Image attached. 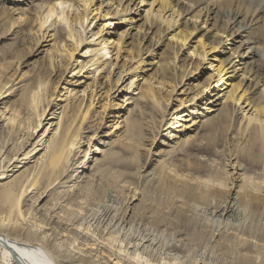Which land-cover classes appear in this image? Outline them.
I'll return each mask as SVG.
<instances>
[{
  "label": "bare ground",
  "instance_id": "bare-ground-1",
  "mask_svg": "<svg viewBox=\"0 0 264 264\" xmlns=\"http://www.w3.org/2000/svg\"><path fill=\"white\" fill-rule=\"evenodd\" d=\"M22 1L0 0L7 7H1V30L20 36L18 45L0 58V114L4 115L0 155L4 166L16 160L9 171L0 162V170L5 169L0 172V264H227L219 256L214 259L215 252L207 249L192 258L180 256L179 239L174 238L169 248L157 245L168 224L161 211L175 198L182 207L201 206L207 227L221 240L216 243H225L227 249L232 241L246 251L240 255L241 264H264V236L252 240L251 233L242 232L249 208L264 209V196L259 195L264 193V176L255 180L242 164L247 161L257 169L256 151L264 158V0H47L26 19L16 8V2ZM94 20L100 21L96 30H87ZM58 25L64 28L57 29ZM51 26L56 30L50 35ZM110 26L126 29L115 33L113 41ZM171 33L175 34L168 36ZM96 36L99 41L93 44ZM159 47L158 54L154 51ZM7 55L10 63H2ZM123 57L128 61L119 65ZM21 66L31 68L20 75ZM112 68L118 73L111 79L110 70H105ZM207 68L210 73L198 84ZM126 76L128 89L124 87L123 97L111 102L108 93ZM78 82L85 88L73 103L69 96L79 93ZM132 87L131 93H137L129 95ZM177 88H183L179 97L174 93ZM173 97L174 111L167 114ZM146 104L158 114V121L150 122L152 133L159 136L171 122L175 144L192 141L195 149L206 153L213 147L212 134L229 132L225 147L234 164L223 166L235 172L226 171L229 178L218 183L212 166L194 164L188 169L206 178H187L181 167H172L169 161L157 160L150 170L149 162L141 161L136 173L144 168L139 177L151 185L158 200L150 197L152 192L148 196L149 187L146 190L143 185L139 190L134 187L130 198L132 202L140 198L144 207L138 210L108 190L96 193L97 197L94 182L106 181L105 189L118 186V178L111 173L117 153L111 146L120 140L137 153L133 145L144 141L141 121ZM106 118H111L112 125L103 132L100 124ZM95 120L99 123L93 128ZM201 131L208 132L205 137L211 135L205 145L200 144ZM92 141L97 144L94 151L89 147ZM59 202L66 203L56 208ZM86 208L90 216L100 218L91 223L83 213ZM121 212L122 218H117ZM137 214L149 221L142 228L131 221ZM53 220L60 226L53 227ZM234 233L240 236L231 240ZM113 242L114 251L104 256L103 250H110Z\"/></svg>",
  "mask_w": 264,
  "mask_h": 264
},
{
  "label": "rangeland",
  "instance_id": "rangeland-1",
  "mask_svg": "<svg viewBox=\"0 0 264 264\" xmlns=\"http://www.w3.org/2000/svg\"><path fill=\"white\" fill-rule=\"evenodd\" d=\"M48 3V1L47 0H23L22 1V3L21 2H16V8L18 9H20V11H21V18L23 19H26V18H28V17H32L33 15H34V12L35 11H38L39 10V8L41 7V6H44L45 4H47ZM11 4H12V2H11ZM8 5H10V3L9 2H6V4H5V6H8ZM98 5V4H97ZM97 5H95V6H97ZM3 5H0V13H1V7H2ZM65 7H68V5H65ZM2 8H4V9H6L7 7H2ZM8 8H9V6H8ZM143 10V8L141 9V11ZM157 9L156 8H154V11H156ZM153 15V14H152ZM154 15H155V13H154ZM153 15V16H154ZM144 16V12H141V15H140V17H143ZM152 16V17H153ZM161 16H163V15H158V17H161ZM168 16V14L165 16V17H167ZM15 18H18V17H15ZM137 19L138 18H136L135 19V23H136V21H137ZM140 21H142V20H140ZM100 23V21H96L95 22V20L93 21V22H91L90 24H89V26L87 27V30H93V31H95L96 29H95V27H96V25L97 24H99ZM53 26H51V28H49V30L51 31L49 34L51 35L53 32H55V30H56V28H54V30H53ZM61 28H64V27H62L61 25H58L57 26V29H61ZM77 28L79 29V30H81L80 29V27L79 26H77ZM117 27H113V26H110L109 27V37L111 38V40H113L114 41V39H115V37H114V34L116 33H120V32H122V31H124V29H126L125 27H119V28H117ZM11 31H12V29H11ZM2 32V33H1ZM24 32H26V33H28L27 32V28H25L24 29ZM154 32V31H153ZM10 33V32H9ZM9 33L7 32H4V31H2L1 30V26H0V58L2 57V55H3V53H5L6 51H8V50H10V49H13L14 48V45H18V42H19V38H20V36L17 34V35H15V36H10L9 35ZM151 34V32L149 31L148 32V35H150ZM165 34H166V32H165ZM172 34H175V33H171V34H169L168 36H170V35H172ZM3 35V36H2ZM3 37V38H2ZM98 36H96L95 38H94V41H93V44H96V43H98V41H95L96 40V38H97ZM165 39V37L163 38V40ZM47 40H49V39H47ZM111 40H110V42H111ZM195 39H192L191 40V42H193ZM148 41H150L149 39L147 40V42L145 41V46L146 45H148V44H146V43H148ZM51 43V42H50ZM52 44V43H51ZM114 44V43H113ZM192 44V43H191ZM194 44H192V46H193ZM195 46V45H194ZM189 47V45H187L186 46V48H188ZM22 48V46H18V49H21ZM154 52H158V54L161 52V49H160V47L158 48V49H155V51ZM82 53V52H81ZM187 54V53H186ZM186 54H183V57L182 58H184L185 56H186ZM211 55H213V54H211ZM88 56V55H87ZM123 56H124V54H123ZM109 58V57H108ZM210 58L211 57H208V59L210 60ZM10 59H11V56L10 55H7V58H5L4 60H3V62L2 63H10ZM121 59H123V60H119V65H121V63H122V61H124L125 59H126V57H123V58H121ZM127 60V59H126ZM125 60V61H126ZM128 61V60H127ZM126 63H128V62H126ZM130 63V62H129ZM129 63L127 64V67H129L128 65H129ZM132 63V62H131ZM31 67H29V68H27V69H24V67H22L21 66V69H22V73H20V75H22V74H24V72H26V71H28L29 69H30ZM126 68V67H125ZM78 70V68L76 69V71ZM107 70H110V72H111V75H110V77H111V79H112V77L114 78V76L118 73V70H115L114 71V68H112V69H106L105 70V73L106 72H108ZM112 70V71H111ZM210 73V70L207 68V70H205V71H203V74H202V79L200 80L201 82L200 83H198V84H202L203 83V81H204V78L206 77V76H208V74ZM17 74H19V71L17 72ZM16 74V75H17ZM81 74L82 73H80V75H79V78H81ZM98 73L96 72L95 73V76L97 75ZM141 77L142 76H140L138 79H137V82H139V85H141V81H140V79H141ZM127 79V76L123 79V81L121 82V83H118L117 84V86L116 87H114L109 93H108V96L110 97L108 100H111V102L112 101H114V100H118V99H121V97H123V95H124V92L122 93V91H123V88L124 87H126L127 89H128V87H129V85L128 86H126L127 85V83H128V80L127 81H125ZM113 81H114V79H113ZM125 81V82H124ZM88 83V82H87ZM77 84H79V85H76L75 87H77V90L79 91V93L77 94V95H75V97H73L72 98V96H73V93H71V96H69L71 99H73V101H71V102H76V100L78 99V97H79V95H81V92L84 90V88H85V84H83V82L80 84L79 82L77 83ZM195 84H196V82H195ZM82 85V86H81ZM62 88V87H61ZM122 89V90H121ZM132 89H134L133 87L132 88H130V90H128V94L130 95V94H134V93H137L136 91L135 92H132L131 93V91H132ZM183 88H177V89H175V91L176 92H174L175 94H176V96L177 97H179V96H181L180 94V92H181V90H182ZM59 90H61V89H59ZM99 90V89H98ZM104 91H106V89H104ZM103 91V92H104ZM87 93H89L88 92V90L85 92V99H84V102H83V105L81 106L82 107V109L84 108V105L86 104V94ZM173 93V94H174ZM88 95V94H87ZM188 95V94H187ZM186 95V96H187ZM175 96V97H176ZM175 97H173V103L171 104V105H168V108H167V110H166V113L167 114H171L173 111H174V99H175ZM61 100H64V98H62ZM96 100H97V98H96ZM96 100H95V103H96ZM101 100L102 99H100L99 100V102H101ZM127 103V102H126ZM125 103V104H126ZM61 105H65V103H61ZM147 105V104H146ZM145 105V107L144 108H142V110H143V113L146 115H144L145 117H142L143 119H142V123H143V127L142 128H144L143 129V138H145L144 139V141H143V139H142V141H141V143H140V146H138V145H133V147H134V149L133 150H135V151H137V153H135V152H132V151H130V150H127L126 148V144H129V143H122L120 140H117L111 147L113 148V150L117 153V156H115V158L117 159L116 160V162H114L113 164H112V166L111 167H113L112 169V171H111V173H112V175L113 176H115L114 178L115 179H117V184H118V186H120V187H118V186H116V187H118V188H116L115 187V189H113L114 188V186L113 185H111V187L109 188V187H106V189H105V186H107L106 185V181H103V182H94V186H93V188H94V194L96 195V193H97V195H102L103 193H104V191L105 190H108V191H111L112 193H115L117 196H118V198L119 199H122L123 201H124V203L127 205V204H129V203H131L132 202V200L130 199V198H132L133 197V195H134V189L136 188L137 189V187H138V190L141 188L140 186H144L145 187V189L147 188L148 189V187H149V190L147 191V192H149V193H147V195L148 196H150V193L151 194H153V195H151L150 197H153V199L154 200H158L157 198H158V194L156 193V195H155V192L154 191H152V187H151V185H146V183H143V180L141 179V177H139V176H141V174L143 173V171H144V168L142 169V170H140L139 172V174L138 173H136V167L135 166H137L141 161L142 162H146L147 161V163L149 162V164L148 165H146V167H147V170H150V168L152 169V167H153V165H155V163H156V161L157 160H162L163 162H165V163H167V161H169L168 163H172V165L171 164H169V165H171L172 167H174L175 166V164L177 165V167L176 168H178V169H180V167H181V169H180V171H182V173L184 174V175H186V177L188 178V177H191V176H196V177H201L202 179H204V178H206V177H202V176H204L203 174L202 175H196V173H193L190 169H188V168H193L194 166V164H196V165H200V166H212V167H214V168H216V172H217V174H216V180L217 181H215V182H223L224 181V179L226 178V177H228V176H226L225 174L227 173V172H229L230 174H231V167L230 166H226L225 167V165L223 166V163L224 164H230V165H233L234 164V161H233V159H234V157H230L231 155V153H230V151H229V149L227 148L228 146H226L225 147V145H226V137L228 138V134H229V132L226 134L225 132H222V133H219L218 135H217V133L215 134V136H213V134H212V137H211V135H206V137H208V136H210L211 138H213V147L211 148V151L210 152H206V153H203V152H200V150H197V149H195V147L193 146V145H191V143H192V141H189V142H187L186 144H182L181 142H178L177 144H175L176 142V140H175V136L173 135L174 133H171V130H172V127L173 126H171L170 124H171V122H170V124H169V129L168 130H164V127L162 128L163 129V131L160 133V135L158 136V135H154L153 133H152V129H150L149 127H152V125H150V122H151V124H153V122H155L156 120L158 121V118H156V116L155 115H158L157 113H154V112H156L155 110H154V107L152 108L151 107V105H147L146 106ZM98 106V105H97ZM133 106V105H132ZM132 106H131V108H132ZM137 107V106H136ZM136 107H134L135 109H136ZM242 107V106H241ZM2 107L0 106V109H1ZM151 109H153V110H151ZM134 110V109H133ZM245 110H247V108L245 109ZM97 111H100V110H98L97 109ZM0 116H1V114H0ZM143 116V115H142ZM240 114H238V116H237V118H238V120L240 119ZM155 117V118H154ZM152 118V119H151ZM153 119H154V121H153ZM169 118L167 117V120H168ZM3 120H4V115H2L1 117H0V125L2 124V122H3ZM47 121V120H46ZM110 121H111V118H106L100 125L102 126V129H100V130H102L103 132L104 131H106V129L108 128V127H110L112 124L110 123ZM48 122V121H47ZM47 122H44V124H46ZM95 123V124H94ZM93 124H92V127L94 128L98 123H99V120H95V122H94ZM173 123V122H172ZM5 124V123H4ZM163 125V124H162ZM44 126V125H43ZM43 126H41L39 129L40 130H42L43 129ZM106 126V127H105ZM45 128H46V126H44ZM44 130V129H43ZM112 130H114V128L112 129ZM111 130V131H112ZM166 133H168V135H165ZM185 134H189L188 132H186ZM205 134H208V132L206 133V132H204V131H201L200 132V136H201V142H200V144L201 145H205V140L207 139L206 137H205ZM225 135H226V137H225ZM145 136V137H144ZM155 137V138H152V137ZM167 136V137H166ZM169 136H171V137H169ZM99 137V136H98ZM97 137V138H98ZM203 138H205L204 140H203ZM153 142V143H152ZM83 143L85 144L86 143V140H84L83 141ZM82 145V146H85V145ZM131 145V144H130ZM96 146H97V144L95 143V142H91V144H90V146L89 147H91L90 149L91 150H95L96 149ZM126 148H125V147ZM173 146H175V147H173ZM86 147V146H85ZM170 147H172V148H170ZM191 147V148H190ZM194 147V148H193ZM84 148V147H83ZM190 148V149H189ZM226 148V149H225ZM224 149H225V153H224ZM166 150H168V151H166ZM228 150V151H227ZM164 151H165V153H164ZM222 151V152H221ZM38 152V151H37ZM36 152V153H37ZM161 152H163L162 153V155H161ZM221 152V153H220ZM227 152H228V154H227ZM40 153H42V151L40 152ZM39 153V154H40ZM168 153V154H167ZM220 153V154H219ZM35 154V153H34ZM39 154H37V155H34L33 156V159H31V161L28 163V165H26L25 166V168L27 167V166H30L31 165V162L32 161H34V159H36L38 156H39ZM165 154V156H166V154H167V156L165 157V156H163ZM225 155V156H224ZM229 155V156H228ZM158 156V157H157ZM261 155H260V153L258 152V151H256L255 152V155H254V159L256 160H254L255 162H254V164L256 165L257 163H258V168L256 169V167H257V165L256 166H253V165H251L249 162H245V163H242V164H245L244 165V167H245V172L247 173V175L248 176H251V177H255L254 179L256 180V177H260V176H264L263 174H264V163H262L263 161H264V158H262V156L260 157ZM0 157H1V155H0ZM35 157V158H34ZM165 157V158H164ZM229 157V158H228ZM258 157V158H257ZM260 157V158H259ZM32 158V157H31ZM138 158V159H137ZM161 158H164V159H161ZM4 159V157H1V159H0V162H1V167L3 166L4 168L7 166V165H5L4 166V164H5V161L3 160ZM138 161H136V160ZM140 159V160H139ZM147 159V160H146ZM260 159V160H259ZM263 159V160H262ZM186 160H188V162L189 161H191V162H187ZM258 160V161H257ZM262 160V162H260ZM2 161H3V163H2ZM15 161L16 160H13L7 167H9L11 164H13V163H15ZM226 161V162H225ZM28 161H26V163H27ZM136 162V163H135ZM141 162V163H142ZM187 162V163H186ZM164 163V164H165ZM188 164H189V166H188ZM221 164H222V166H221ZM260 164V165H259ZM93 165V164H92ZM167 166H168V164H166ZM195 165V166H196ZM22 165H20L19 167H21ZM260 166V167H259ZM116 167V168H115ZM155 167V166H154ZM225 167V168H224ZM234 167H235V165H234ZM255 167V168H254ZM184 168V169H183ZM220 168H221V170H220ZM10 169H12V167H9V169L8 170H6V171H9ZM23 169V168H22ZM22 169H20L18 172H20ZM115 169V170H114ZM224 170V172H223V170ZM5 169H3V168H1V170H0V172H2V171H4ZM185 172H184V171ZM115 171V172H114ZM227 171V172H226ZM14 172V171H13ZM17 172V173H18ZM235 172V171H234ZM234 172H232V174L234 173ZM119 173H120V176H119ZM9 174H11V173H9ZM85 174L87 175L88 174V172H85ZM116 174V175H115ZM221 174H224L225 176H223V175H221ZM231 174V175H232ZM118 175V176H117ZM121 176H122V178H121ZM206 176V175H205ZM214 175H212L211 177H213ZM217 177H218V179H217ZM235 178L237 177V175H235L234 176ZM140 180H139V179ZM229 178V177H228ZM139 180V181H138ZM240 179H237V180H233V182H235V185H236V183H238V181H239ZM137 182V183H136ZM197 182H199V179H198V181ZM218 182V183H219ZM100 184V185H99ZM105 185V186H104ZM137 185V186H136ZM238 185V184H237ZM72 186V180L71 181H69V183H68V187L70 188ZM53 187V186H52ZM52 187H50L47 191H49ZM135 187V188H134ZM214 187H216L215 185H214ZM108 188V189H107ZM146 189V190H147ZM114 191V192H113ZM137 191V190H136ZM47 193V192H46ZM137 194H139V193H137L136 192V195ZM258 194V193H257ZM96 195V196H97ZM259 195H261L262 197L264 196V193H259ZM45 196V194L43 195V197ZM157 196V197H156ZM97 197H99V196H97ZM154 197H156V198H154ZM135 199H137V196H135ZM178 202H177V201ZM140 201V198L138 197V200H136V201H133L132 202V204L130 205V208H134V209H136V210H138L139 208H141V207H144V204H143V206H142V203L141 202H139ZM174 202H175V204H174V202L173 203H170L171 205H168L167 206V209L166 210H163V211H161V214H162V216H163V218H165V220L168 222V224H167V222H166V226L163 228L165 231H164V233H163V236H162V238H160L159 239V241H156V243H157V245L158 246H160V247H165V246H167L166 248H169L170 246H172L173 245V243H175V239L176 240H181V243L179 244V249L177 248V254H179L180 256H187L188 258H192V255H193V257L194 256H198V255H200L201 253H203L204 252V250H208L210 253L211 252H215V255H214V259H218L219 260V257L221 258V261L222 262H224V263H226V262H228V263H232V264H241V257L242 256H240L241 254H244L246 251H243L242 249L240 250L239 248V246L237 245V243L236 244H233L232 243V241H231V244H230V246H228L227 247V249L225 248V243L223 244V245H218L217 243H219V241H221V240H218V238L217 237H215V235H216V233H212V230H211V228L209 227H207L208 225L206 224V222L204 221V219H203V217H202V215H201V206H199L198 204L197 205H194V206H192V208L189 206V207H186V205H184L183 207L180 205L181 203H182V201L181 200H179V199H174L173 200ZM43 203V202H42ZM65 203L66 202H59V204H57V206H56V208L58 207H64V205H65ZM28 204V203H27ZM190 204H192V203H188V205H190ZM151 205H153V204H151ZM198 207V208H196L197 210H195V208L194 207ZM145 207H146V204H145ZM151 207V206H150ZM155 207V206H154ZM169 208V209H168ZM180 208V209H179ZM182 208V209H181ZM194 208V209H193ZM87 210H84L85 212H83V213H86V217H89V219L88 220H90L91 221V223H93V222H95L98 218H100L99 217V214H95V216L96 217H92V216H90L91 215V213L92 212H90L88 209L89 208H86ZM178 209V210H177ZM184 209L186 210V211H184ZM189 209L191 210V212L189 211ZM124 210V209H123ZM177 210V211H176ZM180 210V211H179ZM182 210V211H181ZM59 211V209H57V211L56 212H58ZM86 211H88V212H86ZM179 211V212H178ZM196 211V212H195ZM123 212V211H122ZM118 213V216H117V218H119V216H120V218H122V216H123V213ZM163 212V213H162ZM177 212V213H176ZM83 213L81 214V215H83ZM142 213V212H141ZM141 213H139V214H141ZM198 213H200V214H198ZM248 213L249 214H247V217H246V219H244L245 221H243V223L245 224L246 223V225H244V224H242V232H243V230H244V232H243V234L245 233V235L246 236H249L250 235V233H251V235L249 236V238H251L252 240H255V239H257V238H259L260 236L261 237H263L264 236V209L262 208V207H260V206H258V207H255V206H251L250 208H249V210H248ZM139 214H137L136 216H135V218H132L131 219V221H133V223H134V226L137 228L138 226L139 227H143V224H147L149 221L147 220V219H142L141 218V216L139 215ZM200 215L199 217H198V215ZM195 216H196V219H195ZM127 217V211L125 212V215H124V219ZM140 217V218H139ZM92 218V219H91ZM96 220H95V219ZM198 218V219H197ZM142 221H141V220ZM56 225H58V226H60V224H58L57 222H56V220H53V222H52V226L53 227H55ZM245 226V227H244ZM167 228V229H166ZM247 230V231H246ZM229 233H232V231H229ZM235 234V233H234ZM234 234H232L233 236V239H231V240H234V238H237V236L239 237L240 235H234ZM248 234V235H247ZM252 234L254 235V237H252ZM212 235V236H211ZM214 237V238H213ZM219 237V236H218ZM260 237V238H261ZM175 238V239H174ZM264 238V237H263ZM165 239V240H164ZM171 239H172V241H171ZM213 240H215V242L213 241ZM217 240V241H216ZM229 240V239H228ZM159 242V243H158ZM217 242V243H216ZM164 243V244H163ZM104 244H106V243H104ZM113 246H108V248H110V250H103L104 252H106L105 253V255L104 256H106V255H108L109 253L108 252H113L114 251V247H116V243L115 242H113V243H111ZM170 244V245H169ZM208 244V245H207ZM233 244V245H232ZM206 246V247H205ZM222 246V247H221ZM231 246L233 247V249L231 248ZM214 247V248H213ZM236 247H238V248H236ZM202 248V249H201ZM211 248V249H210ZM235 248V249H234ZM200 250V251H199ZM206 250V251H207ZM211 250V251H210ZM219 250V251H218ZM198 251V252H197ZM190 252V253H189ZM189 253V254H188ZM196 254V255H195ZM217 254H219V255H217ZM223 255V256H222ZM219 256V257H218ZM240 257V258H239ZM230 258V259H229ZM220 261V263H222ZM227 263V264H228ZM13 264H17V263H13Z\"/></svg>",
  "mask_w": 264,
  "mask_h": 264
}]
</instances>
